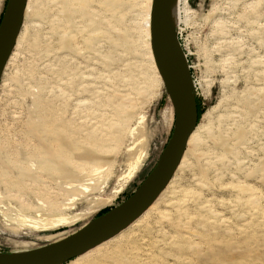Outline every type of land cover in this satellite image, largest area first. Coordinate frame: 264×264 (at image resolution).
<instances>
[{
	"label": "rangeland",
	"instance_id": "1",
	"mask_svg": "<svg viewBox=\"0 0 264 264\" xmlns=\"http://www.w3.org/2000/svg\"><path fill=\"white\" fill-rule=\"evenodd\" d=\"M147 2L31 0L0 82V256L92 225L165 157L177 120L144 54ZM177 16L201 110L182 166L134 224L52 264H264V0Z\"/></svg>",
	"mask_w": 264,
	"mask_h": 264
},
{
	"label": "water",
	"instance_id": "2",
	"mask_svg": "<svg viewBox=\"0 0 264 264\" xmlns=\"http://www.w3.org/2000/svg\"><path fill=\"white\" fill-rule=\"evenodd\" d=\"M29 0H8L0 23V81L15 50ZM171 0H153L152 53L157 70L173 103L177 126L166 155L139 189L109 213L101 225H89L51 245L14 255L0 256V264H52L71 259L112 239L141 217L159 198L179 168L189 139L198 125L196 99L175 62V39L170 16Z\"/></svg>",
	"mask_w": 264,
	"mask_h": 264
},
{
	"label": "bare ground",
	"instance_id": "3",
	"mask_svg": "<svg viewBox=\"0 0 264 264\" xmlns=\"http://www.w3.org/2000/svg\"><path fill=\"white\" fill-rule=\"evenodd\" d=\"M152 1L153 0H148V2H147V4L144 6V11H145V15H144V20H143V28H142V30H143V34H144V39H145V44H144V54H145V56H146V58L151 62V64H152V67H153V69H154V71H155V73H156V76H157V78H161V76H160V74H159V72H158V70H157V67H156V65H155V62H154V58H153V53H152V37H151V12H152ZM30 3H31V0H29L28 1V5H27V8H26V11H25V19H26V17L28 16V14H29V12H30V7H29V5H30ZM178 4H179V0H171V8H170V16H171V24H172V28H173V33H174V39H175V51H174V58H175V62H176V65H177V69H178V71H179V73H180V75H181V77H182V79L184 80V82H185V84L187 85V87H188V89H189V91L191 92V93H193L194 92V87H193V83H192V79H191V76H190V71H189V67H188V65H187V59H186V57H185V55H184V53H183V51H182V48H181V45H180V43H179V40H178V37H177V35H176V28H177V26H178V16H177V9H178ZM24 24H25V21H24ZM23 27H24V25H23ZM23 27H22V29H23ZM20 37V36H19ZM19 40V39H18ZM18 42V41H17ZM14 52V51H13ZM13 54V53H12ZM12 56V55H11ZM11 58V57H10ZM8 64V63H7ZM7 66V65H6ZM5 71V70H4ZM4 73V72H3ZM3 76V75H2ZM162 80V83H163V85L165 86V84H164V81H163V79L161 78L160 79V81ZM1 82V81H0ZM165 88H166V86H165ZM167 90V89H166ZM167 93H168V95H169V99H170V101H171V103L173 102L172 101V98H171V96H170V94H169V92H168V90H167ZM172 107H173V103H172ZM173 110H174V108H173ZM174 113H175V111H174ZM198 113H199V109H198ZM198 122H199V119H198ZM195 139V133H192V135H191V137H190V139H189V142H188V145H187V150H186V152H188V150H189V146L191 145V143L193 142V140ZM186 152H185V154H186ZM185 154H184V156H185ZM183 162H184V157H183V159H182V161H181V164H180V166L179 167H181L182 166V164H183ZM133 170H135V169H133ZM133 173L135 172V171H132ZM132 172H131V176H132ZM175 175V174H174ZM146 180V179H145ZM171 182V181H170ZM144 183V182H143ZM170 184V183H169ZM169 184H168V186H169ZM167 186V187H168ZM166 187V188H167ZM166 188H165V190H166ZM164 190V191H165ZM164 191H163V193H164ZM162 193V194H163ZM161 194V195H162ZM160 195V196H161ZM159 196V197H160ZM159 199V198H158ZM157 199V200H158ZM156 200V201H157ZM155 201V202H156ZM155 204V203H154ZM153 204V205H154ZM152 205V206H153ZM151 206V207H152ZM150 207V208H151ZM149 208V209H150ZM148 209V210H149ZM147 210V211H148ZM146 211V212H147ZM109 214L107 215V216H104V217H102V218H100V219H98V220H96L95 221V223H93L92 224V227H96V226H99V225H101V224H103L108 218H109ZM142 217V216H141ZM141 217H139V218H141ZM138 218V219H139ZM137 219V220H138ZM136 220V221H137ZM135 221V222H136ZM135 222H133L132 224H134ZM131 224V225H132ZM85 227H87V226H85ZM85 227H83V228H85ZM82 228V229H83ZM121 233V232H120ZM117 236V235H116ZM114 238V237H113ZM103 244V243H102ZM102 244H100V245H102ZM100 245H98V246H100ZM98 246H96V247H98ZM96 247H94V248H96ZM94 248H92V249H94ZM89 251H91V249L89 250ZM88 251V252H89Z\"/></svg>",
	"mask_w": 264,
	"mask_h": 264
},
{
	"label": "trees",
	"instance_id": "4",
	"mask_svg": "<svg viewBox=\"0 0 264 264\" xmlns=\"http://www.w3.org/2000/svg\"><path fill=\"white\" fill-rule=\"evenodd\" d=\"M1 20H2V18H1ZM1 20H0V23H1ZM200 117H201V110H199V119H200Z\"/></svg>",
	"mask_w": 264,
	"mask_h": 264
}]
</instances>
